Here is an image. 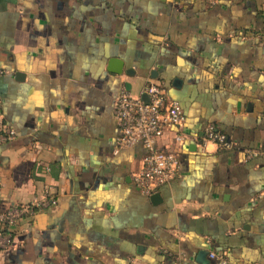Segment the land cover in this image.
Segmentation results:
<instances>
[{
    "label": "crops",
    "instance_id": "obj_1",
    "mask_svg": "<svg viewBox=\"0 0 264 264\" xmlns=\"http://www.w3.org/2000/svg\"><path fill=\"white\" fill-rule=\"evenodd\" d=\"M0 67V215L34 207L0 264H264V0H0ZM149 82L187 137L152 195L114 115ZM210 124L233 147L197 142Z\"/></svg>",
    "mask_w": 264,
    "mask_h": 264
},
{
    "label": "built area",
    "instance_id": "obj_2",
    "mask_svg": "<svg viewBox=\"0 0 264 264\" xmlns=\"http://www.w3.org/2000/svg\"><path fill=\"white\" fill-rule=\"evenodd\" d=\"M6 72L5 68L0 67V75ZM114 115L118 126V147L129 148L140 143L145 149L142 166L132 176L134 185L143 194L152 195L159 187L170 184L179 176L178 154L171 147H159V143L170 132L175 134L174 143L185 142L187 137L182 130L185 114L181 104L169 96L163 84L149 82L139 93H133L125 85L121 86L114 102ZM14 137L15 132L10 131L7 138ZM196 141L203 146L214 143L223 149H230L234 145L227 134L213 124L208 125L203 136ZM256 155V152L249 153L251 157ZM57 204L58 200L50 189H46L44 198L36 206L48 210L54 209ZM33 211V204H19L0 215L3 223L0 229V253L12 244L13 236L8 229ZM221 262L229 264L227 259ZM132 264L147 263L133 259Z\"/></svg>",
    "mask_w": 264,
    "mask_h": 264
},
{
    "label": "water",
    "instance_id": "obj_3",
    "mask_svg": "<svg viewBox=\"0 0 264 264\" xmlns=\"http://www.w3.org/2000/svg\"><path fill=\"white\" fill-rule=\"evenodd\" d=\"M147 99V97H145ZM153 198H157L156 195H153Z\"/></svg>",
    "mask_w": 264,
    "mask_h": 264
}]
</instances>
